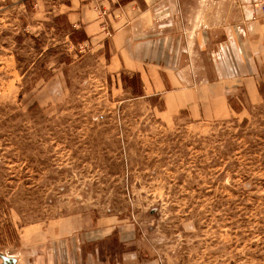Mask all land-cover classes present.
I'll return each mask as SVG.
<instances>
[{"label":"rangeland","instance_id":"rangeland-1","mask_svg":"<svg viewBox=\"0 0 264 264\" xmlns=\"http://www.w3.org/2000/svg\"><path fill=\"white\" fill-rule=\"evenodd\" d=\"M69 2L0 0V264H35L75 217L159 264H264V99L168 118Z\"/></svg>","mask_w":264,"mask_h":264},{"label":"crops","instance_id":"crops-1","mask_svg":"<svg viewBox=\"0 0 264 264\" xmlns=\"http://www.w3.org/2000/svg\"><path fill=\"white\" fill-rule=\"evenodd\" d=\"M66 15L92 37L108 29V66L140 76L168 118L219 120L264 99V0H70ZM57 233L35 264H159L125 227L75 217Z\"/></svg>","mask_w":264,"mask_h":264},{"label":"trees","instance_id":"trees-1","mask_svg":"<svg viewBox=\"0 0 264 264\" xmlns=\"http://www.w3.org/2000/svg\"><path fill=\"white\" fill-rule=\"evenodd\" d=\"M127 80V79H126ZM134 95L135 96H141V95H143V94H141L140 92H136V91H134ZM230 102L232 103V105L234 106V103H233V100H230ZM234 108L236 109V107L234 106ZM245 122V121H244Z\"/></svg>","mask_w":264,"mask_h":264},{"label":"water","instance_id":"water-1","mask_svg":"<svg viewBox=\"0 0 264 264\" xmlns=\"http://www.w3.org/2000/svg\"><path fill=\"white\" fill-rule=\"evenodd\" d=\"M10 259H12V260L14 261V264H15V263H16V261H17L15 258H11V257H10Z\"/></svg>","mask_w":264,"mask_h":264}]
</instances>
